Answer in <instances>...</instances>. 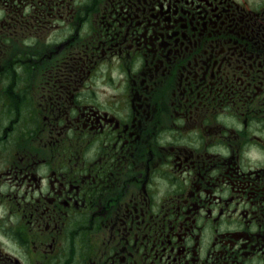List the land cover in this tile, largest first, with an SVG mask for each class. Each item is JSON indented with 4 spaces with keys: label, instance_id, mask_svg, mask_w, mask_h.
<instances>
[{
    "label": "flooded vegetation",
    "instance_id": "af4514ba",
    "mask_svg": "<svg viewBox=\"0 0 264 264\" xmlns=\"http://www.w3.org/2000/svg\"><path fill=\"white\" fill-rule=\"evenodd\" d=\"M0 264H264V0H0Z\"/></svg>",
    "mask_w": 264,
    "mask_h": 264
}]
</instances>
